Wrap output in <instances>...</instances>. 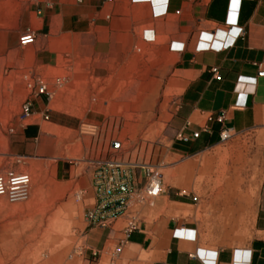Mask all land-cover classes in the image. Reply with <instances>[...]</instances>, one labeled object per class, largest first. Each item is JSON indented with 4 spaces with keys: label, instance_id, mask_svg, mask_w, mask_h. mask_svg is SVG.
Here are the masks:
<instances>
[{
    "label": "rangeland",
    "instance_id": "374dc122",
    "mask_svg": "<svg viewBox=\"0 0 264 264\" xmlns=\"http://www.w3.org/2000/svg\"><path fill=\"white\" fill-rule=\"evenodd\" d=\"M93 3L96 13L84 0H0V174L31 178L26 202L0 198V264L95 263L86 248L95 174L130 181L133 206L156 208L158 197L145 193L153 179L173 187L182 85L171 46L143 38L144 10L114 14L112 23L109 7L100 12L109 0ZM27 32L36 40L22 47ZM36 96L48 120L22 114ZM33 124L41 134L25 141ZM240 152L229 161L243 167L248 186L258 181V161L250 141Z\"/></svg>",
    "mask_w": 264,
    "mask_h": 264
},
{
    "label": "crops",
    "instance_id": "0c3cea01",
    "mask_svg": "<svg viewBox=\"0 0 264 264\" xmlns=\"http://www.w3.org/2000/svg\"><path fill=\"white\" fill-rule=\"evenodd\" d=\"M93 4L84 0L85 11L96 13ZM106 7L112 23L114 14L144 10L137 22L147 28L143 38L173 45L182 93L169 156L179 163L156 208L134 206L139 223L131 232L123 212L130 181L118 184L107 205L92 183L87 192L103 220L86 235V248L98 253L93 264H264V0H109L100 12ZM46 112L44 96H36L30 116ZM40 134L33 124L23 139ZM244 141L259 166L258 181L248 186L243 167L229 161L235 151L242 156ZM214 174L216 182L198 180Z\"/></svg>",
    "mask_w": 264,
    "mask_h": 264
},
{
    "label": "built area",
    "instance_id": "2783aa9c",
    "mask_svg": "<svg viewBox=\"0 0 264 264\" xmlns=\"http://www.w3.org/2000/svg\"><path fill=\"white\" fill-rule=\"evenodd\" d=\"M36 36L34 32H27L20 36L19 44L22 47H28L35 43ZM173 50V45L171 46ZM212 72L217 75V69H212ZM47 91L46 86L41 84L40 94H44ZM22 114L25 117L30 116V103L26 102L22 108ZM48 120V117L45 118ZM229 138L227 133H224L222 136V141H226ZM116 175V174H115ZM115 175L113 177L107 178L102 177L101 174H98L96 180V187L98 189L99 196L105 205L109 200L114 196L118 182L115 180ZM31 189V178L27 174H16L14 172H6L0 174V198H4L10 204H18L26 202L30 197ZM163 192V184L161 179H153L150 185L146 188L145 193L148 198H157ZM133 197L134 195L128 193L127 201L123 206V212L126 213L127 221V231L131 232L136 230L139 223V211L134 210L133 206ZM104 208V207H103ZM89 220L95 223H101L100 219V208L93 210L89 213ZM104 225V222H103ZM93 257H97L98 253L91 251Z\"/></svg>",
    "mask_w": 264,
    "mask_h": 264
},
{
    "label": "bare ground",
    "instance_id": "6f19581e",
    "mask_svg": "<svg viewBox=\"0 0 264 264\" xmlns=\"http://www.w3.org/2000/svg\"><path fill=\"white\" fill-rule=\"evenodd\" d=\"M214 43V42H213ZM204 44V43H203ZM207 45H209V44H207ZM210 46H211V44H210Z\"/></svg>",
    "mask_w": 264,
    "mask_h": 264
}]
</instances>
